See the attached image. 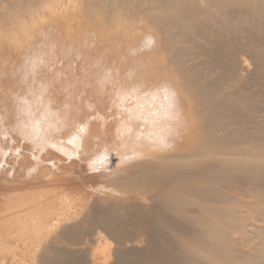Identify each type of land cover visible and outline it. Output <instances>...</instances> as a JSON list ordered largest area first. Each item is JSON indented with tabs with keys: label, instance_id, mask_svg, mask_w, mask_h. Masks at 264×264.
I'll use <instances>...</instances> for the list:
<instances>
[{
	"label": "rangeland",
	"instance_id": "rangeland-1",
	"mask_svg": "<svg viewBox=\"0 0 264 264\" xmlns=\"http://www.w3.org/2000/svg\"><path fill=\"white\" fill-rule=\"evenodd\" d=\"M77 6V0H0V264H92L93 255L115 264L120 250L139 260L150 242L152 227L144 222L160 198L141 188L143 170L166 149L147 144L153 151L143 152L139 136L121 133L131 95L150 97L155 79L148 78L149 64L169 81L168 55L146 27L139 1L84 0ZM176 104L186 115L183 102ZM131 125L124 127L138 133L139 125ZM69 134L81 144L95 142L91 158L71 159L69 145L62 146ZM42 151L62 162L64 171H82L86 183L38 189L37 182H27L34 167L30 153ZM18 163L22 178L14 183ZM51 170L42 165L37 171ZM46 189L64 191L72 200L65 208L49 207V217L37 220L32 206ZM17 193L27 215L4 217L1 210ZM58 213L62 220L49 222ZM139 232L144 244H128L139 241ZM97 234L100 244L93 240Z\"/></svg>",
	"mask_w": 264,
	"mask_h": 264
},
{
	"label": "bare ground",
	"instance_id": "bare-ground-1",
	"mask_svg": "<svg viewBox=\"0 0 264 264\" xmlns=\"http://www.w3.org/2000/svg\"><path fill=\"white\" fill-rule=\"evenodd\" d=\"M132 1H139L146 27L156 32L168 55L164 71L169 81L149 64L148 78L155 79L150 97L131 95L124 122L139 125V132L123 124L121 134L139 136L143 152L163 146L167 153L153 155L157 162L143 170L141 188L160 198L144 222L152 227L150 242L139 260L120 250L115 264H264V227L254 225L264 226V0ZM77 3L82 8L84 0ZM176 94L183 99L177 101ZM176 102H183L186 115ZM64 141L62 146L68 144V155L78 162L94 153L95 140L81 144L69 134ZM44 153H30L34 167L27 182H37L38 189L86 183L79 176L82 171H64L62 162ZM20 164L13 166L14 183L22 178ZM42 165L53 171L38 173ZM44 192L36 194L32 206L37 220L49 217V207L65 208L72 200L64 191ZM19 195L1 210L4 217L26 214ZM57 215L49 222L61 221L63 214ZM93 240L102 242L98 234ZM128 244H144L140 232L139 241ZM182 249L187 251L181 254ZM90 261L108 264L109 259L100 263L93 255Z\"/></svg>",
	"mask_w": 264,
	"mask_h": 264
}]
</instances>
